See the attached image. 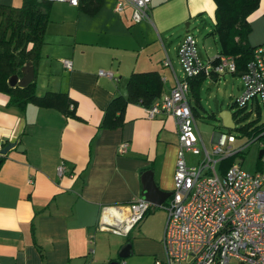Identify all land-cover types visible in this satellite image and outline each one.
Wrapping results in <instances>:
<instances>
[{"label": "crops", "instance_id": "obj_1", "mask_svg": "<svg viewBox=\"0 0 264 264\" xmlns=\"http://www.w3.org/2000/svg\"><path fill=\"white\" fill-rule=\"evenodd\" d=\"M22 2L0 0L15 7ZM115 2L102 0L94 14L66 2H51L41 56L32 64L35 91L67 93L76 117L32 103L21 111L7 106L8 96L0 92V264H153L164 257L166 214L153 224L147 212V219L127 236L100 230L97 224L103 207L142 198L141 175L146 170L152 171L158 189L169 193L159 205L151 204L167 202L177 152L173 118L158 114L149 119L143 105L129 102L122 126H98L110 100L126 96L133 71L158 72L161 91L154 101L168 94L174 79L182 77L176 48L189 33V20L205 15L212 23L214 4L152 0L149 18L133 23L130 6L118 13ZM247 21L249 45L264 42V0H258ZM217 52L218 45L204 60ZM165 57L168 65L162 64ZM64 59L71 61V69L64 66ZM100 70L115 77L100 75ZM224 74L237 76L235 96L227 92L234 99L242 89L239 74L202 75L201 84L205 79L224 81ZM230 109L221 111L232 117ZM11 143L16 146L1 153ZM61 163L64 170L59 174ZM126 244L128 255L120 257Z\"/></svg>", "mask_w": 264, "mask_h": 264}, {"label": "built area", "instance_id": "obj_2", "mask_svg": "<svg viewBox=\"0 0 264 264\" xmlns=\"http://www.w3.org/2000/svg\"><path fill=\"white\" fill-rule=\"evenodd\" d=\"M66 2L76 6L79 0H39ZM152 0H116L115 12L131 8V21L149 18ZM182 77L175 78L166 96L145 107L147 118L166 114L173 118L177 152L173 170V187L165 210L161 243L163 259L153 264H264V168L248 172L234 161L221 173L219 160L241 152L247 142L232 147L236 137L227 130L217 133L208 150L197 131L189 104L188 79L198 75L234 72L235 63L227 54L216 53L202 60L198 57L194 37L186 33L176 48ZM71 69V61L63 60ZM163 65L169 61L165 57ZM100 75L114 78L111 71ZM241 92L233 99L234 110L253 113L256 105L264 107V42L252 47L251 57L239 74ZM241 122V121H240ZM200 143V147L197 143ZM126 143L121 145L126 150ZM200 155L188 164L184 154ZM264 153V151H263ZM264 167V160H262ZM64 164L57 166L60 174ZM155 206L142 198L127 205L102 208L97 228L127 236ZM114 264H123L117 262Z\"/></svg>", "mask_w": 264, "mask_h": 264}, {"label": "trees", "instance_id": "obj_3", "mask_svg": "<svg viewBox=\"0 0 264 264\" xmlns=\"http://www.w3.org/2000/svg\"><path fill=\"white\" fill-rule=\"evenodd\" d=\"M83 1V6H81ZM213 22L209 34L214 35L220 54L230 55L235 63L234 74H241L251 57L252 47L247 41L250 26L247 16L257 7L258 0H212ZM102 0H79L76 6L89 14H94ZM51 2L39 0H23L18 7L0 4V92L8 96L7 106H14L24 111L29 103L44 108H54L65 116L76 117L74 101L65 92L46 91L39 95L35 91V77L26 85L11 86L8 82L12 75L19 78L23 75L21 68L28 62L35 65L41 56V46L46 25L49 21ZM202 75L188 79L195 115V105L199 102V86ZM126 96H114L104 110L99 128L115 129L124 123V110L129 102L149 106L158 98L161 81L157 71H133L126 82ZM73 105V106H72ZM72 106V107H70ZM264 110V107H262ZM261 107H254L255 118L246 120L249 112L234 110L232 121L234 129L239 130L251 139L264 135V120L259 121ZM241 121V122H240ZM237 125V127H236ZM259 135V136H260ZM234 155L219 160L218 170L223 172L233 161ZM2 158L0 159V164ZM262 168L258 167V170Z\"/></svg>", "mask_w": 264, "mask_h": 264}, {"label": "rangeland", "instance_id": "obj_4", "mask_svg": "<svg viewBox=\"0 0 264 264\" xmlns=\"http://www.w3.org/2000/svg\"><path fill=\"white\" fill-rule=\"evenodd\" d=\"M211 28L212 23L205 15L202 19L189 20L188 31L195 39L197 54L202 60L217 51L215 38L209 34ZM224 79L225 80L223 81L222 78H220V80L215 82L205 79L199 89V106L195 105L194 121L196 128L200 138L208 150L212 144V138H214L217 133L227 132V129L221 125V120L219 119L220 111L226 108H231L230 111L232 112L235 109L232 104L233 97L229 98L227 96V92L231 91V94L235 96V85L238 83L237 76L224 74ZM229 81L233 82V87H231V83H229ZM225 89L226 91H224ZM189 99L193 105V101L190 96ZM253 118H255V111H253V113L249 112L246 120H251ZM262 120H264L263 108H261L259 114V121ZM230 132L236 137L232 147H236L237 145L248 141L244 146L241 155H236L234 157V162L238 163L242 170L248 172L258 170V167L263 169L262 160H264V153L258 157V151L260 149H264V135H260V133L249 139L237 129L232 128L230 129ZM197 144L200 147V143L198 142ZM184 157L188 164H194L195 160L198 159L200 155L185 153ZM165 214L166 213L162 206L155 207L153 210H150L148 214V221L153 224H157L161 221V219L163 221ZM143 219L146 220L147 217H144Z\"/></svg>", "mask_w": 264, "mask_h": 264}, {"label": "water", "instance_id": "obj_5", "mask_svg": "<svg viewBox=\"0 0 264 264\" xmlns=\"http://www.w3.org/2000/svg\"><path fill=\"white\" fill-rule=\"evenodd\" d=\"M22 76L20 79H18L17 75H12L8 82L11 86L17 84L19 86H26L34 77V70L33 66L30 62L26 63L22 68ZM219 119L221 120V125L226 128L227 130H230L234 127V123L232 121L231 113L229 111H221L219 113ZM12 145H8L7 147H4L2 149L1 153H5L8 148L11 146H16V143H11ZM264 149H260L258 151V157L261 156L263 153ZM141 180L143 184V189H142V199L148 201L149 203L156 202L157 205L160 204V202L167 196L169 193L168 192H163L158 189L157 185L154 182L152 171L151 170H146L142 173L141 175ZM130 245L126 244L122 250L119 253L120 257H125L128 255V250H129Z\"/></svg>", "mask_w": 264, "mask_h": 264}]
</instances>
